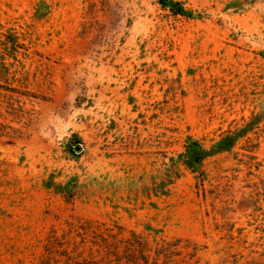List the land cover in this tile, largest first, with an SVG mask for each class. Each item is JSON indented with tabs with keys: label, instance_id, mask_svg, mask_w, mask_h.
<instances>
[{
	"label": "rangeland",
	"instance_id": "1",
	"mask_svg": "<svg viewBox=\"0 0 264 264\" xmlns=\"http://www.w3.org/2000/svg\"><path fill=\"white\" fill-rule=\"evenodd\" d=\"M0 122V264H264V0H0Z\"/></svg>",
	"mask_w": 264,
	"mask_h": 264
},
{
	"label": "trees",
	"instance_id": "2",
	"mask_svg": "<svg viewBox=\"0 0 264 264\" xmlns=\"http://www.w3.org/2000/svg\"><path fill=\"white\" fill-rule=\"evenodd\" d=\"M173 8V7H172ZM174 9V8H173ZM183 11V13L185 14V15H187V16H189V17H196L195 16V13L193 12V11H186V10H182ZM197 17H199V16H197ZM8 132L5 130V125L2 123V122H0V140H1V138H3L4 136H7L8 134H7ZM198 145L197 143H194V145ZM199 146V145H198ZM210 151L209 150H207V149H205L204 147H198V149L196 150V153H197V155H198V157H197V159L196 160H189V159H187L186 160V164H187V166H189V167H191V168H195V165H197V164H199L200 162H201V160H203L204 158H205V156L206 155H208V153H209ZM187 153H190V148H188V150H187ZM200 161V162H199ZM57 186H59L60 188H62V189H64V188H66L67 187V184L65 185V186H63V185H57ZM66 190H62V192H65ZM66 193V192H65ZM72 225V224H71ZM85 230H87V228L85 227L84 228ZM100 229V228H99ZM103 237L104 238H102L103 239V242H104V244H105V246H107V247H110L111 245H114L113 244V242H112V244H111V242L108 240V237H106L105 236V233H103ZM118 242V241H117ZM128 242H129V244L131 243V241H129L128 240ZM140 253L141 254H139L138 255V257L136 258V260H134V261H136V263L137 264H140V263H143V264H156V263H158V261H159V258H155L152 262L150 261V256L148 255V254H145L144 253V250H140Z\"/></svg>",
	"mask_w": 264,
	"mask_h": 264
},
{
	"label": "water",
	"instance_id": "3",
	"mask_svg": "<svg viewBox=\"0 0 264 264\" xmlns=\"http://www.w3.org/2000/svg\"><path fill=\"white\" fill-rule=\"evenodd\" d=\"M170 5H172V7L174 8V9H177L178 7H179V4L178 3H173L172 1H169L168 2Z\"/></svg>",
	"mask_w": 264,
	"mask_h": 264
}]
</instances>
